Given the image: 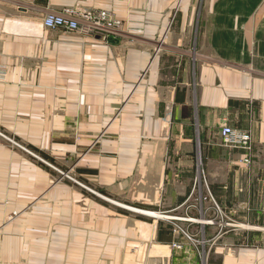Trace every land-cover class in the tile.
<instances>
[{"label": "crops", "instance_id": "obj_1", "mask_svg": "<svg viewBox=\"0 0 264 264\" xmlns=\"http://www.w3.org/2000/svg\"><path fill=\"white\" fill-rule=\"evenodd\" d=\"M77 6L122 27L44 25ZM0 70V264H264V0H0Z\"/></svg>", "mask_w": 264, "mask_h": 264}, {"label": "built area", "instance_id": "obj_2", "mask_svg": "<svg viewBox=\"0 0 264 264\" xmlns=\"http://www.w3.org/2000/svg\"><path fill=\"white\" fill-rule=\"evenodd\" d=\"M43 23L48 28H61L66 31H78L83 35H101L106 39L109 33L122 27L123 21L107 9L66 7L52 11L44 16ZM5 72L0 70V79ZM223 142L232 149L244 152V162L251 164L256 157L255 144L251 131L239 130L225 125L222 129Z\"/></svg>", "mask_w": 264, "mask_h": 264}, {"label": "rangeland", "instance_id": "obj_3", "mask_svg": "<svg viewBox=\"0 0 264 264\" xmlns=\"http://www.w3.org/2000/svg\"><path fill=\"white\" fill-rule=\"evenodd\" d=\"M41 158V162L49 166L51 170V180L53 183L59 182L64 189H103L99 187L93 176L80 173L78 169L79 164H83L77 159H67L64 164H56L48 161L46 157L37 154ZM77 156V155H76ZM200 173L197 177V182L206 183V178L201 164L199 163ZM198 189V188H197Z\"/></svg>", "mask_w": 264, "mask_h": 264}, {"label": "bare ground", "instance_id": "obj_4", "mask_svg": "<svg viewBox=\"0 0 264 264\" xmlns=\"http://www.w3.org/2000/svg\"><path fill=\"white\" fill-rule=\"evenodd\" d=\"M150 213H152V212H150ZM152 214H154V213H152Z\"/></svg>", "mask_w": 264, "mask_h": 264}]
</instances>
